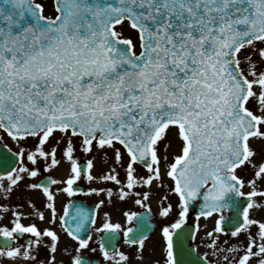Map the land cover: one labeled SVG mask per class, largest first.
<instances>
[{"label":"snow or ice","instance_id":"obj_1","mask_svg":"<svg viewBox=\"0 0 264 264\" xmlns=\"http://www.w3.org/2000/svg\"><path fill=\"white\" fill-rule=\"evenodd\" d=\"M0 264H264V0H0Z\"/></svg>","mask_w":264,"mask_h":264}]
</instances>
